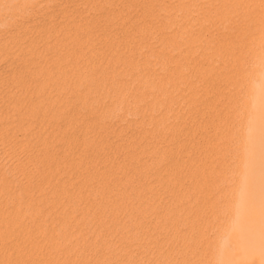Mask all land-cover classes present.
Listing matches in <instances>:
<instances>
[{
	"label": "bare ground",
	"instance_id": "1",
	"mask_svg": "<svg viewBox=\"0 0 264 264\" xmlns=\"http://www.w3.org/2000/svg\"><path fill=\"white\" fill-rule=\"evenodd\" d=\"M210 1L0 0V264H264V0Z\"/></svg>",
	"mask_w": 264,
	"mask_h": 264
},
{
	"label": "rangeland",
	"instance_id": "2",
	"mask_svg": "<svg viewBox=\"0 0 264 264\" xmlns=\"http://www.w3.org/2000/svg\"><path fill=\"white\" fill-rule=\"evenodd\" d=\"M157 1H158V3H159L160 0H157ZM168 1H169V2H168ZM179 1H180V0H171V1H170V0H167V2H168L169 4H168L166 1H165V4H164L163 1H162V2L160 1L159 5H160L161 7H165L166 4H168V5H173V4H175L176 2L178 3ZM205 1H210V0H205ZM215 1H216V0H211L210 2H211V3H214V4H212V5L215 6V7H217L218 5L215 4ZM131 2H132V4H133V3H134V0H131ZM216 2H217V1H216ZM235 2H236V3H237V2H238V3L241 2V3H240V4L237 3V4H238V6H237V4H235ZM235 2H234V4H235V10H234V12L237 13V14H235L234 12H233L232 14L230 13V17H231L230 24L233 25L232 28H231V29L233 30V31L231 30V33H232V34L229 35V37H230L229 40H230L231 42H235V41H237L239 38H242V36L246 33V31H247V33H248V32H249V33H248V34L246 33L245 36L253 35V33L255 34L256 32H258V28H256V27L254 26V23H255L254 21H256V20H253V22H251V20L257 18L256 14H257V13L259 14V7H258V6H253V7H251V8H250L251 10L248 9V11H246V13H245L246 15H245V14L242 12V5H243L242 1L237 0V1H235ZM239 6H241V7L239 8ZM132 7H133V6H132ZM257 7H258V8H257ZM169 8H170V6H169ZM218 8H219V6H218ZM130 9H135V7L130 8ZM240 9H241V12H242V13L239 12ZM257 9H258V10H257ZM255 10H256V11H255ZM249 11H250V13H249ZM238 12H239V13H238ZM217 13H218V11L214 12V16H215ZM239 14H240V15H241V14H244V17H242L243 15L240 16ZM258 14H257V15H258ZM249 16H250L251 18H249ZM252 16H253V17H252ZM255 16H256V17H255ZM234 17H235L236 19H235ZM241 17H242V18H241ZM237 18H238V19H237ZM247 18H248V19H247ZM233 19H234V20H233ZM239 20H240L241 22H239ZM233 21H234L235 24H236V23H237V24L235 25V24L233 23ZM242 21H243L244 23H243ZM245 22H246V23L249 22L250 24H249V25H248V24L245 25V24H246ZM241 24H243V25H241ZM251 24H252V25H251ZM238 25H239L240 27H239ZM234 26H235V27H234ZM237 26H238V27H237ZM245 26H246V27H245ZM6 27H7V26H6ZM233 27H234V28H233ZM241 27H242L243 29H242ZM249 27H251V28H249ZM1 28H4V26H3V27L1 26ZM235 28H237V29H235ZM244 28H245V29H244ZM248 28H249V29H248ZM254 28H255V29H254ZM240 29H241V31H240ZM250 29H251V30H250ZM234 30H235V31L238 30V31H240V32H238V31L235 32ZM243 30H244V31H243ZM249 30H250V31H249ZM252 30H253V31H252ZM255 30H256V32H255ZM251 31H252V32H251ZM233 32H234V33H233ZM237 32H238V33H237ZM250 32H251V33H250ZM241 33H242L243 35H241ZM206 34H207V35H206L205 37L207 38V37L209 36V34H208V33H206ZM231 35L234 36L233 38H234L235 41L233 40V38H232ZM235 35H236V36H235ZM240 36H241V37H240ZM209 37H210V40H211V36H209ZM237 37H238V39H237ZM206 38H205V39H206ZM207 40H209V38H208ZM240 46H241V45H240ZM240 46L238 45L237 47H240Z\"/></svg>",
	"mask_w": 264,
	"mask_h": 264
}]
</instances>
